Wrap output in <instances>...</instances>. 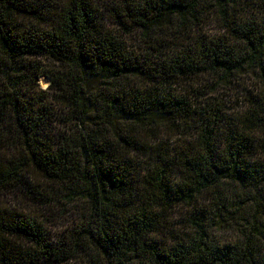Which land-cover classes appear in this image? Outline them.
Wrapping results in <instances>:
<instances>
[{
    "label": "trees",
    "instance_id": "obj_1",
    "mask_svg": "<svg viewBox=\"0 0 264 264\" xmlns=\"http://www.w3.org/2000/svg\"><path fill=\"white\" fill-rule=\"evenodd\" d=\"M0 264H264V0H0Z\"/></svg>",
    "mask_w": 264,
    "mask_h": 264
},
{
    "label": "rangeland",
    "instance_id": "obj_2",
    "mask_svg": "<svg viewBox=\"0 0 264 264\" xmlns=\"http://www.w3.org/2000/svg\"><path fill=\"white\" fill-rule=\"evenodd\" d=\"M48 83H49V81L45 78V77H42L41 78V80H40V85H41V87L42 88H46L47 87V85H48ZM68 219H67V217L66 218H64L61 222L62 223H67L68 221H67ZM62 226V225H61ZM60 229V228H59ZM59 229H58V232H59Z\"/></svg>",
    "mask_w": 264,
    "mask_h": 264
}]
</instances>
